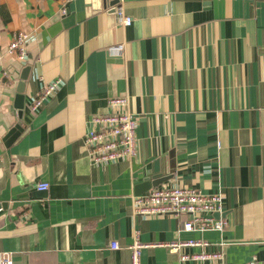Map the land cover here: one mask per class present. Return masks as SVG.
<instances>
[{"label":"crops","instance_id":"obj_1","mask_svg":"<svg viewBox=\"0 0 264 264\" xmlns=\"http://www.w3.org/2000/svg\"><path fill=\"white\" fill-rule=\"evenodd\" d=\"M115 1L0 0V255L131 264L138 228L143 242L204 239L226 264H264V0H121L129 26ZM20 31L29 34L25 61L7 51ZM122 43L124 53L112 54ZM55 79L61 86L33 110ZM114 96H129L137 154L94 164L84 138ZM155 175L165 178L157 187L222 193L225 230H181L185 215L134 216L132 192ZM141 263L180 264L179 252L151 245Z\"/></svg>","mask_w":264,"mask_h":264},{"label":"built area","instance_id":"obj_2","mask_svg":"<svg viewBox=\"0 0 264 264\" xmlns=\"http://www.w3.org/2000/svg\"><path fill=\"white\" fill-rule=\"evenodd\" d=\"M120 23L129 26L133 17L125 12L121 0L115 8ZM29 34L17 32L8 45V53L17 59L25 61ZM125 45L116 44L110 51L114 55H122ZM61 80L55 79L44 84L33 97L31 108L38 110L49 97L53 96L61 86ZM129 96H114L108 100V111L96 114L91 118L93 126L87 131L84 144L89 157L94 164L117 163L121 160H132L137 154V118L128 109ZM49 188L48 182H40L37 189L44 191ZM134 216L172 215L186 218L181 221L180 229L184 231H219L225 230L228 218L224 209L222 193H203L195 188L180 184L160 186L149 189L144 193L131 194ZM151 245H159L179 252L180 264H226L222 251L207 249L209 242L204 239H179L170 242L152 244L140 239V231L134 228L133 241L128 248L131 252V264H142V250ZM202 247L201 251L188 252L189 247ZM112 249H119L118 240L110 242ZM0 264H14L11 252L0 255ZM247 264H263L257 258H252Z\"/></svg>","mask_w":264,"mask_h":264},{"label":"water","instance_id":"obj_3","mask_svg":"<svg viewBox=\"0 0 264 264\" xmlns=\"http://www.w3.org/2000/svg\"><path fill=\"white\" fill-rule=\"evenodd\" d=\"M108 1V0H107ZM118 2V0H117ZM114 3H116V1L114 0ZM29 71H30V66H27L24 68L22 74H21V80L18 83L17 86V95H16V99H15V103H16V107L18 108L19 111V117L22 118L23 116V111L25 108V85H26V80L29 77ZM22 130V126L20 123H18L11 131H10V141H12L13 139H15L19 133ZM162 176L160 175H155L154 179L151 180L150 177H146L144 179V182L142 183L143 185H141V189L137 191H135L137 194L139 193H143L144 191L152 188V187H157L159 186L164 180L165 178H161Z\"/></svg>","mask_w":264,"mask_h":264}]
</instances>
